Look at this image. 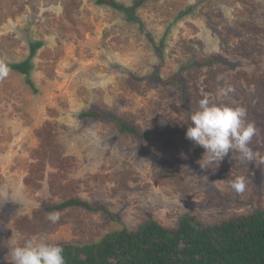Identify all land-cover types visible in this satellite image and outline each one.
<instances>
[{"label":"rangeland","instance_id":"1","mask_svg":"<svg viewBox=\"0 0 264 264\" xmlns=\"http://www.w3.org/2000/svg\"><path fill=\"white\" fill-rule=\"evenodd\" d=\"M96 1L0 0V65L42 43L35 92L20 73L0 71V264L39 235L87 245L149 220L174 228L186 214L207 225L264 212V0H115L140 2L137 23ZM177 75L183 86L170 83ZM201 99L247 110L253 160L234 151L201 161L205 149L186 139ZM91 110L145 137L80 118ZM69 199L108 214L44 209Z\"/></svg>","mask_w":264,"mask_h":264},{"label":"trees","instance_id":"2","mask_svg":"<svg viewBox=\"0 0 264 264\" xmlns=\"http://www.w3.org/2000/svg\"><path fill=\"white\" fill-rule=\"evenodd\" d=\"M98 5L107 6L124 13L130 22L137 23L135 9L125 7L115 0H97ZM141 30L148 37V34ZM42 47L41 42H31L29 56L18 63L0 65L3 69L20 73L25 84L36 91L30 79L32 59ZM217 58L205 63L192 62L197 68L221 62ZM171 84L183 86L177 75ZM81 119L114 121L122 135L143 139L136 128L110 113L95 110L83 113ZM68 208H81L89 212L102 211L101 206H92L79 199H69L59 204L45 206L46 212H61ZM5 216H0V227ZM64 249L66 264H264V212L254 210L214 224H202L194 215H183L174 228H165L153 220L146 221L135 229H121L103 236L99 241L87 245L60 243Z\"/></svg>","mask_w":264,"mask_h":264},{"label":"clouds","instance_id":"3","mask_svg":"<svg viewBox=\"0 0 264 264\" xmlns=\"http://www.w3.org/2000/svg\"><path fill=\"white\" fill-rule=\"evenodd\" d=\"M3 74H7V69H3ZM220 92L226 94L223 89ZM246 116L244 107L213 104L208 99H201L198 107L189 113L186 139L205 149L201 161L207 164L220 162L234 151L242 160L251 161L255 154L248 145L256 129L253 124L245 123ZM232 186L241 191L244 182L237 179ZM47 218L55 222L59 214L50 213ZM63 253V247L51 243L46 235L34 236L11 248V264H66Z\"/></svg>","mask_w":264,"mask_h":264}]
</instances>
